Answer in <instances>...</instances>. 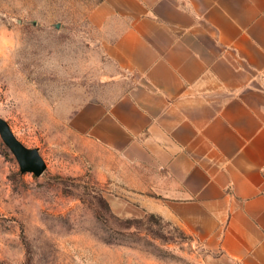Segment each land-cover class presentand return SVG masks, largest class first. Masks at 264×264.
Returning a JSON list of instances; mask_svg holds the SVG:
<instances>
[{
	"label": "crops",
	"instance_id": "obj_1",
	"mask_svg": "<svg viewBox=\"0 0 264 264\" xmlns=\"http://www.w3.org/2000/svg\"><path fill=\"white\" fill-rule=\"evenodd\" d=\"M133 83L74 117L146 211L264 264V0H106Z\"/></svg>",
	"mask_w": 264,
	"mask_h": 264
},
{
	"label": "rangeland",
	"instance_id": "obj_2",
	"mask_svg": "<svg viewBox=\"0 0 264 264\" xmlns=\"http://www.w3.org/2000/svg\"><path fill=\"white\" fill-rule=\"evenodd\" d=\"M106 0H0V118L46 168L23 171L0 134V264H239L146 211L116 154L80 130L134 76L107 47L128 19Z\"/></svg>",
	"mask_w": 264,
	"mask_h": 264
},
{
	"label": "water",
	"instance_id": "obj_3",
	"mask_svg": "<svg viewBox=\"0 0 264 264\" xmlns=\"http://www.w3.org/2000/svg\"><path fill=\"white\" fill-rule=\"evenodd\" d=\"M0 134L17 157L23 171L40 175L46 168L45 162L35 149L27 148L16 138L8 123L0 118Z\"/></svg>",
	"mask_w": 264,
	"mask_h": 264
}]
</instances>
